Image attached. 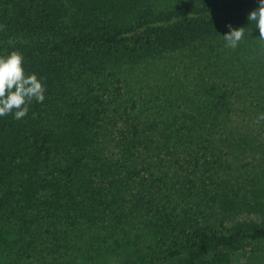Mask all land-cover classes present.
Masks as SVG:
<instances>
[{
	"label": "trees",
	"instance_id": "16d2710c",
	"mask_svg": "<svg viewBox=\"0 0 264 264\" xmlns=\"http://www.w3.org/2000/svg\"><path fill=\"white\" fill-rule=\"evenodd\" d=\"M258 6L0 0V55L22 52L46 87L22 119L0 117V264L148 241L143 264L221 251L230 264L264 242V224L223 221L264 193V46L247 19ZM229 25L245 27L235 49ZM167 242L168 262L155 261Z\"/></svg>",
	"mask_w": 264,
	"mask_h": 264
},
{
	"label": "rangeland",
	"instance_id": "374dc122",
	"mask_svg": "<svg viewBox=\"0 0 264 264\" xmlns=\"http://www.w3.org/2000/svg\"><path fill=\"white\" fill-rule=\"evenodd\" d=\"M256 157L254 153H251L247 162H251L250 157ZM263 197H260V203L258 205H242L238 206L234 211L225 215L223 221L225 224V228L241 226V225H263L264 224V193H262ZM249 202V201H248ZM214 225L218 226V222H214ZM154 243L148 241L143 242L133 247L131 250L125 249L120 250L118 252H111L107 255L103 254V251L97 247H83L80 246V250L77 249L78 246H72L71 250L65 252L66 247H62L59 259L54 258V254L50 253V249L48 247L39 248L41 252L38 258H31L28 261L31 264H143L146 262H151L152 258L151 249L149 245ZM172 246L171 242H167L162 247H158L156 251L154 250L153 254L158 256L155 261L159 262H168L167 259L163 260L166 257V250L170 251V247ZM87 248H89L87 250ZM140 250H137L139 249ZM172 250V248H171ZM70 252V253H69ZM226 252H222L219 254H209L207 264H219L217 260L223 256ZM148 256L149 259L143 260L142 257ZM227 258H229L230 264H264V242L251 244L242 249L232 251L227 253Z\"/></svg>",
	"mask_w": 264,
	"mask_h": 264
},
{
	"label": "clouds",
	"instance_id": "9594fccd",
	"mask_svg": "<svg viewBox=\"0 0 264 264\" xmlns=\"http://www.w3.org/2000/svg\"><path fill=\"white\" fill-rule=\"evenodd\" d=\"M247 19L258 27V39L264 46V0H259L258 8L252 10ZM3 27L0 25V30ZM228 27L230 31L222 37L226 47L235 49L245 35V27ZM45 91L46 87L37 74L26 72L22 52L14 50L8 55H0V117L14 113L15 119H22L33 100L44 101ZM259 119H264V115Z\"/></svg>",
	"mask_w": 264,
	"mask_h": 264
}]
</instances>
